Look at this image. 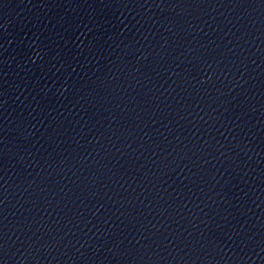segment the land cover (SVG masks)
<instances>
[{
	"label": "water",
	"instance_id": "95a60500",
	"mask_svg": "<svg viewBox=\"0 0 264 264\" xmlns=\"http://www.w3.org/2000/svg\"><path fill=\"white\" fill-rule=\"evenodd\" d=\"M0 264H264V0H0Z\"/></svg>",
	"mask_w": 264,
	"mask_h": 264
}]
</instances>
